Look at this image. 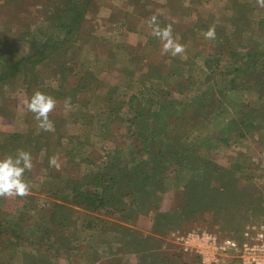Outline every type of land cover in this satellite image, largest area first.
Wrapping results in <instances>:
<instances>
[{"label":"rangeland","instance_id":"374dc122","mask_svg":"<svg viewBox=\"0 0 264 264\" xmlns=\"http://www.w3.org/2000/svg\"><path fill=\"white\" fill-rule=\"evenodd\" d=\"M72 6L0 0V66L44 50L0 83V159L24 151L32 162L30 191L0 198V264H200L182 252L183 233L239 245L255 236L264 223V3L93 0L66 36L59 21ZM153 16L183 53L163 52ZM36 92L55 101L48 127L27 108Z\"/></svg>","mask_w":264,"mask_h":264},{"label":"clouds","instance_id":"9594fccd","mask_svg":"<svg viewBox=\"0 0 264 264\" xmlns=\"http://www.w3.org/2000/svg\"><path fill=\"white\" fill-rule=\"evenodd\" d=\"M264 3V0H261ZM157 18H151L153 26V35L163 41V52H171L173 56L184 52V46L173 40L171 26L161 28L156 23ZM206 37L212 39L215 37V30L209 29L205 33ZM55 101L41 92H36L27 103L29 111L36 114L37 119L41 120L43 127H48V113L53 109ZM50 164L57 165L55 158L50 159ZM31 155L24 151H19L15 158L12 156L0 159V196H24L29 191V185L23 179V174L26 169H31Z\"/></svg>","mask_w":264,"mask_h":264},{"label":"built area","instance_id":"2783aa9c","mask_svg":"<svg viewBox=\"0 0 264 264\" xmlns=\"http://www.w3.org/2000/svg\"><path fill=\"white\" fill-rule=\"evenodd\" d=\"M178 239L182 252L197 257L200 264H218L224 257H229V260L238 258L241 264H264V223L255 236L241 245L207 232L183 233Z\"/></svg>","mask_w":264,"mask_h":264},{"label":"trees","instance_id":"16d2710c","mask_svg":"<svg viewBox=\"0 0 264 264\" xmlns=\"http://www.w3.org/2000/svg\"><path fill=\"white\" fill-rule=\"evenodd\" d=\"M93 0H66L67 3L72 4L73 6L70 8V12H72L71 16H64L62 15L60 18L64 21H59V23L61 24V28L65 31V35L66 36H71L76 30L77 27L80 25V21L82 20L83 16L85 15L87 9L90 7L91 3ZM80 4V5H78ZM74 24H76V27L74 28ZM0 53H2V50H0ZM43 56L44 55V50H35L32 51L30 54L24 56V57H17L15 60L10 61L7 67L4 66H0V83L1 82H6L10 79H13L15 77H17V75L22 71L23 69V64L24 63H30L32 62L33 59H35V57L37 56ZM165 135V134H164ZM178 135V134H177ZM140 138L142 137L143 139L144 136L143 134L140 133ZM167 138H165L164 140H162L163 142V146L166 147H171L170 144H166V139H168V136H166ZM169 139H173L175 140L176 138L174 137H170ZM135 148V147H134ZM171 152V157H177L178 162L176 163L177 165L183 164V159H185V156H182V153H180L179 151H181V145L179 142H176L174 148H172ZM168 164V162H167ZM140 174H142L141 178L142 180L145 179V182L150 180L152 178V176H149V174H144L143 171L140 172ZM144 174V175H143ZM94 184H98L97 182H94ZM86 197L83 199L81 198L82 201H85L84 204L86 205V207H92L93 204L96 203V200H94L93 198H96L95 194H88L85 195Z\"/></svg>","mask_w":264,"mask_h":264},{"label":"crops","instance_id":"0c3cea01","mask_svg":"<svg viewBox=\"0 0 264 264\" xmlns=\"http://www.w3.org/2000/svg\"><path fill=\"white\" fill-rule=\"evenodd\" d=\"M0 198L6 200V196L5 195L0 196Z\"/></svg>","mask_w":264,"mask_h":264}]
</instances>
